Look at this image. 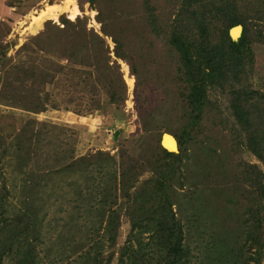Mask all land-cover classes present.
Masks as SVG:
<instances>
[{
    "label": "trees",
    "instance_id": "obj_1",
    "mask_svg": "<svg viewBox=\"0 0 264 264\" xmlns=\"http://www.w3.org/2000/svg\"><path fill=\"white\" fill-rule=\"evenodd\" d=\"M121 1L131 12V19L117 31L107 28L103 12L93 5V0H79L81 9L85 3L95 7L104 37L93 30L87 31L80 20L74 22L62 16L63 26H55L57 33L51 34L52 25L47 22L45 31L33 38L37 48L25 44L19 52L58 55L59 59L85 68L86 73H94L95 83L105 84L112 103L126 99V86L123 83L119 87L121 77L110 71L112 53L129 65L130 75L139 82L127 49L129 30L135 29L141 37L146 36L148 42L152 37L161 40L166 55L159 57L162 58L159 61L173 69L179 99L178 125L168 126L166 132L177 139L178 152L162 147V135H152L142 169L125 161L116 167L114 157L103 151L75 160L62 169L78 176L75 178L93 183L91 189L80 187L76 181L79 185L76 200L86 205L87 210H82L91 217L88 219H96L84 236L92 240L103 233L108 241L106 250L100 245L103 241L89 250L75 245L74 253L83 252L77 264H198L199 257L186 241L184 224L178 216L181 211L180 208L177 211L176 205L179 204L178 190L184 188L187 179L190 147L201 145L205 129L202 124L207 116L219 117L220 125L227 126L229 153L238 155V174L252 188L247 208L249 226L242 230L233 250L236 258L230 264H264V92L253 84L254 45L264 44V0ZM237 25L243 27V32L234 41L230 29ZM105 37L112 39L113 51ZM51 38L54 43L49 41ZM42 39L46 45L39 47ZM56 43L63 45L60 54L54 52ZM10 48V44L0 45L1 104L10 106L11 102L18 109L33 114L46 112L50 96L43 95L38 86L51 82L55 75L50 78L46 67L41 72L39 65L29 68L12 65L7 57ZM60 69L59 66L58 73ZM28 82L31 88L27 87ZM29 120L19 130L15 128L11 150L0 129L1 164L13 150L17 164H25L30 159L27 151L40 143L41 131L34 129L36 120ZM142 126L146 131L152 130L151 122ZM35 138L39 139L35 141ZM3 174L4 171H0V264H42L37 246L30 242L32 231L34 240L42 241L40 229L35 228L32 206L24 199L19 207L11 201L12 191ZM48 175L51 174L46 173L42 178ZM72 202L69 201L70 214L79 218L77 212L81 207ZM127 223L129 229L121 243V229ZM77 230L80 232L82 228Z\"/></svg>",
    "mask_w": 264,
    "mask_h": 264
},
{
    "label": "rangeland",
    "instance_id": "obj_2",
    "mask_svg": "<svg viewBox=\"0 0 264 264\" xmlns=\"http://www.w3.org/2000/svg\"><path fill=\"white\" fill-rule=\"evenodd\" d=\"M73 5L79 9L75 20L69 19L68 13ZM93 5L102 10L110 31L115 32L130 22L131 12L121 0H93ZM55 7L57 9L53 14L56 20L49 13V9ZM91 7L85 3L81 9L79 0H0V45H11L7 51L10 63L28 68L39 65L41 72L46 67L45 72L51 74L50 78L55 75L51 82L38 86L43 95L48 93L50 96L46 112L28 113L11 102H7L10 106L0 102V129L5 133L9 150L16 136L15 128L19 130L29 119L36 120L34 129L41 131V141L27 151L30 159L25 164H17L18 158L13 150L2 159V164L0 162V171H4L3 175L8 178L11 201L19 207L24 199L32 206L31 214L35 215V228L40 229L42 241H35L32 231L30 242L37 246L42 264H77L83 252L77 250L74 253L75 245L89 250L95 243L103 241L100 245L103 244L106 250L108 243L103 233L100 238L93 235L95 238L92 240L84 236L95 225L96 219H88L91 217L86 215V205L76 200L79 188L76 181L81 184L80 187L88 186L91 189L93 183L84 178H75L78 176L62 172V169L75 160L100 151L110 153L116 167L125 161L135 163L138 169H142L152 135L161 136L167 133L168 126L178 125L176 82L171 66L159 61L162 59L159 57L166 55L163 42L159 39L152 37L148 42L147 37H141L135 29L129 30L127 49L139 82L130 75L129 65L116 59L112 53L110 71L116 77H121L119 87L123 83L126 86V99L119 103H112L105 84L95 83L92 78L94 73H86L83 67L57 58V54L49 56L41 51L35 54L19 53L25 44L37 48L33 38L45 31L47 22L52 25L51 34L57 33L55 26H63L60 21L62 16L74 22L80 20L87 31L93 30L104 37L102 26L96 18L98 12ZM45 12L49 16L35 32V18ZM105 38L113 51L112 39ZM41 42L39 47L44 44L43 39ZM61 47L62 44L56 43L54 52L59 53ZM254 54L253 84L264 92V44H255ZM59 66L61 69L58 73ZM126 68L128 75L133 77V87L125 79ZM27 87L31 88V82ZM219 120V117L208 116L204 119L202 127L205 128V135H202L199 144L203 149L194 144L190 147V156L186 160V183L183 189L178 190L179 204L176 209L178 211L180 208L178 216L184 224L186 241L195 256L199 257L198 264H230L236 258L233 250L238 245L239 236L249 226L250 213L247 208L250 206L252 188L238 174V155L229 153L228 128L220 125ZM147 122L152 123V130L143 129L142 125ZM38 139L35 138V141ZM212 149H216V152ZM46 173L51 175L42 178ZM93 174L97 175V172ZM23 180L28 182L25 187ZM69 201L81 207L77 212L79 218L71 216ZM81 228L79 232L77 229ZM128 229V223L122 226L121 243Z\"/></svg>",
    "mask_w": 264,
    "mask_h": 264
},
{
    "label": "bare ground",
    "instance_id": "obj_3",
    "mask_svg": "<svg viewBox=\"0 0 264 264\" xmlns=\"http://www.w3.org/2000/svg\"><path fill=\"white\" fill-rule=\"evenodd\" d=\"M73 3V2H72ZM71 7V6H70ZM55 9H57L56 7L55 8H50L49 9V13H51L52 15H53V19H57L56 18V16H55V14H53V11H55ZM49 13H47V12H45V13H43L41 16H39V17H37V18H35V28H34V31L35 32H37L40 28H41V26H42V24H43V22H44V20H46V18L49 16ZM68 13H69V19H71V20H75L77 17H78V15H79V9H78V7L76 6V5H73V7L72 8H70L69 10H68ZM57 15V14H56ZM51 17V16H50ZM239 33V30H237L236 31V34H238ZM133 78V77H132ZM129 75H128V70H127V68H126V75H125V79H126V81H127V83H128V85L130 86V87H133V84H134V81H133V79H132ZM165 146L169 149V150H171V151H175V149H172L174 146H175V142L173 141V139L171 138V137H169V136H166L165 137Z\"/></svg>",
    "mask_w": 264,
    "mask_h": 264
},
{
    "label": "water",
    "instance_id": "obj_4",
    "mask_svg": "<svg viewBox=\"0 0 264 264\" xmlns=\"http://www.w3.org/2000/svg\"><path fill=\"white\" fill-rule=\"evenodd\" d=\"M237 30H239V33L238 34H236V31ZM242 32H243V27L241 25L234 26V27H232L230 29V37L232 38V40L236 41V40H238L241 37ZM117 134H118V131H116V134L115 135H117ZM166 136H169V137H171L173 139V141L175 142V146L172 149H175V151L178 152V150H179L178 141H177V139L173 135H171L169 133H163L162 134V138H161V145H162V147L165 148L166 150L170 151L165 146L166 145L165 144V137Z\"/></svg>",
    "mask_w": 264,
    "mask_h": 264
}]
</instances>
